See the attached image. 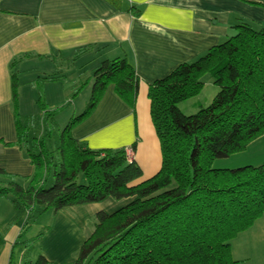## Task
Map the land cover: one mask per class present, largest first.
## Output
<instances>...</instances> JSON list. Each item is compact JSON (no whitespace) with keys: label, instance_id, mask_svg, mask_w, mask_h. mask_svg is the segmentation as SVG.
<instances>
[{"label":"trees","instance_id":"1","mask_svg":"<svg viewBox=\"0 0 264 264\" xmlns=\"http://www.w3.org/2000/svg\"><path fill=\"white\" fill-rule=\"evenodd\" d=\"M233 28L235 33L225 41L149 84L150 116L162 159L154 175L138 182L142 169L127 159L124 148L92 149L72 134L109 84L134 106L139 78L126 56L104 59L95 68L89 76L90 98L61 129L55 148L46 144L49 134L28 138L19 113L17 74L12 73L15 143L29 156L34 172L23 186L0 167V176L7 178L0 183V196L9 197L28 217L36 210L57 212L108 197L131 198L110 213L98 210L76 259L62 264L236 263L230 240L264 213V161L236 168L213 164L264 134V26L255 29L242 22ZM205 74L218 87L214 97L194 113L182 112L178 102L202 91ZM42 98L39 93L45 114L59 109L49 110ZM21 236L12 246L9 264H15L17 245L31 243ZM22 264L51 262L40 253Z\"/></svg>","mask_w":264,"mask_h":264},{"label":"crops","instance_id":"2","mask_svg":"<svg viewBox=\"0 0 264 264\" xmlns=\"http://www.w3.org/2000/svg\"><path fill=\"white\" fill-rule=\"evenodd\" d=\"M242 22L255 29L263 27L264 0H0V167L15 174L23 186L34 172L29 156L15 143L13 72L17 74L22 116L26 114L22 86L34 90L42 83L69 88L87 80L85 90L91 88L89 76L102 60L126 56L139 78L134 106L109 84L94 110L73 127L72 134L92 149L132 146L134 160L142 169L137 182L151 177L159 170L162 156L150 116L149 84L225 41L235 33L233 26ZM205 77L215 86L209 74L202 77L204 86ZM88 99L84 96L79 113ZM58 100L56 97L49 106H59ZM263 161L264 134L244 151L218 158L213 165L257 166ZM6 180L0 176V183ZM130 199L108 197L68 207L84 226L86 218H94L98 210L110 213ZM66 210L56 212L66 226L55 224L52 240L46 242L44 237L40 242V252L50 262L67 258L82 237L73 216H63ZM22 213L9 197L0 196V264H9L12 246L20 234L21 240L28 238L24 237ZM230 247L235 264H264V213L231 239ZM14 257L15 264H22L27 257L35 259L29 257L24 244L14 248Z\"/></svg>","mask_w":264,"mask_h":264},{"label":"rangeland","instance_id":"3","mask_svg":"<svg viewBox=\"0 0 264 264\" xmlns=\"http://www.w3.org/2000/svg\"><path fill=\"white\" fill-rule=\"evenodd\" d=\"M205 83L206 84L204 88L198 95L178 102L177 105L182 112L186 114L194 113L200 107L206 106L207 104L210 103L218 87L216 85L215 86L210 85L208 82H206V77H205ZM34 87L35 89L31 90L29 86H22L21 97L23 101V109H24L23 111L26 112V114H22V116L20 114L21 120L27 128L28 138H31L33 136L40 137L44 134L45 135L49 134L48 136H46V144L50 148H55L59 143V132L67 124L70 117L74 115V111H76L75 113L77 114L79 113V109L81 110L83 108V106H81L82 108L80 107V104L84 96L90 98L91 88L89 87L84 90L85 86H80L79 89L77 88L78 86H72L69 88L68 87L65 88L64 86L63 88L62 86H42V83L41 84L39 83L38 86H34ZM39 93H41L43 97L42 102H45V105H47L49 110H53L55 108V106L50 107L49 103L51 104V101H53V99L59 97L58 101H60L61 103L59 104V109H57L56 111H52L51 113L48 112L45 114L39 108V102H38ZM80 93H81L80 97L76 99L75 97ZM18 97H19V90H18ZM36 107H38L39 109H36ZM222 168H236V166L222 167ZM50 182L51 179L49 178L46 185H49ZM22 212L23 213L21 214V216L24 218L23 223L27 221V227L25 228L26 231L24 237H28L32 239L31 243H29L25 247H27V252L29 254V257L36 258L41 253L40 252L41 247H39L41 246L40 245L41 240L45 237L44 240L46 239L47 242V240H52V238L54 237L51 234L55 227V224H59L61 226H66V225L61 219L62 215L60 216L52 209H47L41 212L36 210L34 211V215L32 217L27 216V211H22ZM63 213H64L63 216L65 217L73 216L74 222L76 221L75 225L78 228L77 229L78 233L80 237L81 236L82 237L80 239V243L77 244L75 248H72L70 250L67 258L63 259L59 263L55 260H51V264L70 263L74 261L78 255L79 252L78 248L81 246L82 243L81 240L87 237L89 233L93 230V224L95 222L94 218L88 217L86 218L84 226H82L81 222L78 221L79 218H76L77 216L73 213L70 207H67V210L64 211ZM76 226L74 227L76 228ZM43 247H44L43 249H46L45 246Z\"/></svg>","mask_w":264,"mask_h":264},{"label":"built area","instance_id":"4","mask_svg":"<svg viewBox=\"0 0 264 264\" xmlns=\"http://www.w3.org/2000/svg\"><path fill=\"white\" fill-rule=\"evenodd\" d=\"M125 150V153H126V156H127V159L129 161L133 160L134 159V148L132 146H126L124 148Z\"/></svg>","mask_w":264,"mask_h":264}]
</instances>
